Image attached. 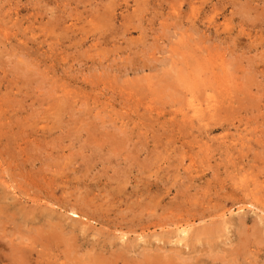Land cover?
<instances>
[{
  "label": "rangeland",
  "instance_id": "rangeland-1",
  "mask_svg": "<svg viewBox=\"0 0 264 264\" xmlns=\"http://www.w3.org/2000/svg\"><path fill=\"white\" fill-rule=\"evenodd\" d=\"M0 264H264V0H0Z\"/></svg>",
  "mask_w": 264,
  "mask_h": 264
},
{
  "label": "bare ground",
  "instance_id": "bare-ground-1",
  "mask_svg": "<svg viewBox=\"0 0 264 264\" xmlns=\"http://www.w3.org/2000/svg\"><path fill=\"white\" fill-rule=\"evenodd\" d=\"M10 189H11V188H10ZM32 204H33V203H32ZM86 209H87V208H86ZM74 215H75V214H74ZM87 215H88V213H87ZM75 217H76V218H77V217L80 218L79 215H75ZM121 233H122V232H121ZM124 233H125V232H124ZM212 233H213V232H212ZM125 235H126V234H125Z\"/></svg>",
  "mask_w": 264,
  "mask_h": 264
}]
</instances>
